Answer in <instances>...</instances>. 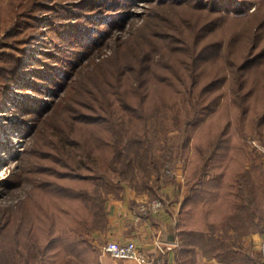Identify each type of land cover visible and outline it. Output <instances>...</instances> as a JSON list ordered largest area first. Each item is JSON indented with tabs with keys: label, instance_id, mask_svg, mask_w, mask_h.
<instances>
[{
	"label": "trees",
	"instance_id": "16d2710c",
	"mask_svg": "<svg viewBox=\"0 0 264 264\" xmlns=\"http://www.w3.org/2000/svg\"><path fill=\"white\" fill-rule=\"evenodd\" d=\"M45 1L0 0V34L4 29L11 35L20 33L23 43L39 34V14L54 12ZM50 1L61 4L64 0ZM154 1L142 25L126 38L116 39L110 56L84 74V66L75 65L62 84L57 82L63 94L51 114L29 116L40 139L33 152L39 161L28 170L34 179L27 195L33 217L27 232L33 248L23 245L18 252L19 247L6 251L0 246L9 264H16L18 253L22 264H59L64 259L66 264H97L92 236L108 220L106 200L94 193L102 173L111 172L126 184L125 171L133 167L129 146L136 144L146 147L149 175H156L157 181L161 176H166L164 182L173 180L166 165L162 175L147 140L151 123L166 133L178 131V144L189 156L191 188L181 202L177 223L186 243L198 237L216 252L223 241L214 238L215 225L236 218L242 207L254 204L244 196L249 172L243 135L254 130L264 138V32L254 42L247 32L228 35L222 27L228 20L253 16L255 27L263 26L264 0ZM86 2L94 10L87 15L90 19L110 8ZM120 2L108 1L111 6ZM251 5H255L252 14L235 16L248 14ZM256 28L251 30L254 36ZM169 29L180 35L170 34ZM79 32L86 34L80 27ZM107 39L105 30H96L89 34L86 49L91 53ZM20 62L15 58L10 69L0 64V100L8 95V71L14 73ZM208 74L211 77L205 80ZM37 102L43 108L48 105ZM65 142L82 152L83 164L73 161ZM229 227L239 237L247 230L235 224ZM227 239L225 249L214 253L216 257L251 258Z\"/></svg>",
	"mask_w": 264,
	"mask_h": 264
},
{
	"label": "rangeland",
	"instance_id": "374dc122",
	"mask_svg": "<svg viewBox=\"0 0 264 264\" xmlns=\"http://www.w3.org/2000/svg\"><path fill=\"white\" fill-rule=\"evenodd\" d=\"M80 1L64 0L61 4H57L46 0L45 2L54 8V12L49 13L53 9L43 10L39 14L40 33L37 32L26 43L21 41L23 35L20 33L11 35L4 32V29L0 34V64L10 69L13 68L15 58H19L21 61L14 73L9 74L8 71L9 80L7 82L9 83L8 87H5L8 95L5 99L0 100V239L3 238L0 240V246L6 251L19 247L20 249H17L19 252L23 245L29 246L30 249L33 248L30 241L32 235L27 232V228L31 226L33 220L32 207L27 200V195L32 190L34 179L28 170L39 161L34 157L33 152L40 139H38L35 130L37 125H32L29 116L33 114L36 116L39 113L41 118H45L51 114L54 102L63 94V90L57 82L62 84L73 73L75 65L76 68H79L82 64L84 66L82 74H84L85 70L91 69L95 63L110 56L115 49L116 39L119 37L124 39L130 32L136 31L145 21V16L150 8L155 6L154 0H121L118 5L114 6L108 3L111 0H92V2L102 3L105 8H110L96 12V15L90 19L87 15L94 11L89 8L91 3L88 4L84 0L81 4ZM254 10L255 5H251L248 14L244 12L235 16L242 18V16L252 14L251 12ZM261 12L260 16L263 17L264 9ZM231 15L234 16V14ZM254 17L239 21L233 20V22L228 20L223 24L222 28H225L226 31L224 30L225 32L222 33L229 35L231 32H233L232 34L240 31L247 32L248 37H254V42H259L260 37L258 36L264 32V24L256 28ZM76 24H79L80 29L86 34L79 32V27ZM252 26L256 28V36L251 33V30L255 29H252ZM96 30H105L108 39L101 47L90 53L86 49V45L89 34ZM167 31L170 34H175L176 37L180 35L174 33L172 29ZM95 35L98 36L97 33ZM262 44H264L263 39ZM247 46L246 44L243 48L245 49ZM77 73L75 72L74 75ZM169 74L166 73L167 76ZM8 76L4 80L5 82ZM209 77L211 75L208 74L205 80H208ZM0 84L3 85L2 81ZM229 87L230 84L226 86V88ZM37 101L45 102L44 105H48L43 108L38 105ZM27 102L30 105L25 106ZM243 136L248 155L247 170L249 172V181L245 184L247 192L244 196L251 197L254 204L253 207H249L245 201L246 206L241 208L239 216L217 223L214 238L223 241L222 245H217L218 252L225 249L227 237V240L232 241L234 246H240L241 250L251 256L249 260H245L241 255L238 258L226 255L224 257L226 264H264L259 252L260 243L264 238H249L251 234L255 233L264 236V138L254 130ZM147 138L152 144L154 157L161 165L162 175L166 174L165 170L167 169H169L167 173L171 176L179 174L177 173L178 169L186 170V174L181 176L185 186L180 195L188 196L191 188L187 173L189 156L183 154L181 144H178L180 140L178 131L172 130L166 133L151 123ZM254 141L260 145V148L256 147L257 144H254ZM64 144L66 152L73 161L78 165L83 164L82 152L76 150L68 142ZM129 159L132 160L133 167L131 171L130 169L125 171L124 176L128 177L122 180L132 191L146 194L148 200H161L159 194L166 183L164 182L166 176H161V179L157 181L156 175H149L146 147L130 145ZM164 166L167 169H164ZM118 178L111 172L102 173L94 193L104 201L106 200L105 202L122 197L124 183L121 185ZM87 203L94 204L91 200H88ZM245 219H247V225L243 224ZM231 224L240 226L241 230L242 228L247 229L243 233L246 236L239 237L236 232L234 234V231H230ZM245 237H247V241ZM199 243L201 244L202 241ZM204 243L206 248L210 249L208 243L205 241ZM2 252L0 249V264H9L5 261L6 254L4 252L2 254ZM15 258L16 264H22L19 253ZM64 262H59V264H65Z\"/></svg>",
	"mask_w": 264,
	"mask_h": 264
},
{
	"label": "crops",
	"instance_id": "0c3cea01",
	"mask_svg": "<svg viewBox=\"0 0 264 264\" xmlns=\"http://www.w3.org/2000/svg\"><path fill=\"white\" fill-rule=\"evenodd\" d=\"M185 171L178 169L179 174L173 175V180L163 185L159 194L163 207L157 213L149 215H144L139 209L140 203L148 200L147 195L136 193L127 184L121 183L123 196L106 202V226L95 231L92 236L97 264H141L135 260L116 259L105 253L104 246L110 240L134 241L148 255L153 254L156 240H162L170 248L165 257L169 264H226L225 259L221 260L214 254L218 250L214 252L213 249L206 248L204 242L199 243L198 237H191V242L186 243L178 232L179 211L184 199L180 192L185 186L181 176L186 174ZM230 231H234L233 228ZM249 238L260 239L264 236L255 233ZM245 239L247 241V237ZM62 261L66 264L68 260Z\"/></svg>",
	"mask_w": 264,
	"mask_h": 264
},
{
	"label": "built area",
	"instance_id": "2783aa9c",
	"mask_svg": "<svg viewBox=\"0 0 264 264\" xmlns=\"http://www.w3.org/2000/svg\"><path fill=\"white\" fill-rule=\"evenodd\" d=\"M254 144L257 143L254 141ZM256 147L260 148V145L257 144ZM162 207L163 202L159 199L145 200L139 205V209L144 215L157 213ZM169 249L168 245L162 240H156L152 255H148L140 250L137 243L134 241L119 242L110 240L104 246V252L113 258L120 260H135L141 264H169L165 260ZM259 252L264 261V240L260 243Z\"/></svg>",
	"mask_w": 264,
	"mask_h": 264
}]
</instances>
